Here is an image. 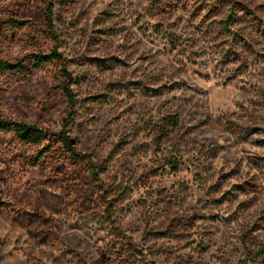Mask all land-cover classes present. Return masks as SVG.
<instances>
[{
    "label": "rangeland",
    "instance_id": "374dc122",
    "mask_svg": "<svg viewBox=\"0 0 264 264\" xmlns=\"http://www.w3.org/2000/svg\"><path fill=\"white\" fill-rule=\"evenodd\" d=\"M28 1L0 0L3 60L54 47ZM53 1L101 179L0 133V264H264V0ZM57 72L0 74V116L60 130Z\"/></svg>",
    "mask_w": 264,
    "mask_h": 264
},
{
    "label": "trees",
    "instance_id": "16d2710c",
    "mask_svg": "<svg viewBox=\"0 0 264 264\" xmlns=\"http://www.w3.org/2000/svg\"><path fill=\"white\" fill-rule=\"evenodd\" d=\"M29 1L24 3L27 9L30 7ZM34 1L38 2V4L42 6V13L39 14L38 19H36L42 26L40 36L41 38L53 41L54 47L49 53H43L42 51L32 52L28 57L22 59L21 61L14 62L0 58V74L12 72L30 74L34 70L39 69L46 64L54 62L57 63V78L61 93L67 104L66 117L63 119L61 129L53 131L42 128L36 123L18 121L0 116V133L11 134L13 139L21 145L35 147L36 153L31 161L32 165H43V161L46 157H50V159H54L55 161L65 160L68 162L70 167L74 169L77 168L76 170L78 174H82L84 171L94 182H98L101 179L99 167L90 154L82 153L77 149L75 141L69 131V127L74 121L75 106L77 104V95L73 88L77 79L69 70V60L59 51L60 39L55 29L54 1ZM242 5V10L248 11L249 7L247 4ZM235 6L236 2L231 1V5L229 6L231 15L236 13L237 9ZM31 20L32 19H21L20 17L10 16L7 18L6 22H9L10 28L13 32H15L14 38H19L18 32L23 27H26ZM223 22L229 24V19L226 18ZM260 23L264 24V19H262ZM262 33H264V31H262ZM1 37L4 39L1 41L0 45L5 42H9L11 39L10 36L2 32L0 26V38ZM262 142H264V140ZM79 169H82L83 171ZM91 194L93 196L95 194V190L92 189ZM91 198L92 197H90V199ZM28 218L34 220L36 219V216L30 213Z\"/></svg>",
    "mask_w": 264,
    "mask_h": 264
}]
</instances>
